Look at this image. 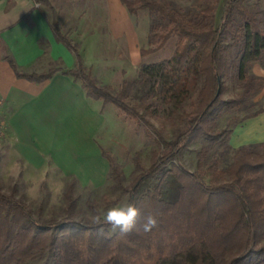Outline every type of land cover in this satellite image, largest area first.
Listing matches in <instances>:
<instances>
[{
  "label": "trees",
  "instance_id": "trees-1",
  "mask_svg": "<svg viewBox=\"0 0 264 264\" xmlns=\"http://www.w3.org/2000/svg\"><path fill=\"white\" fill-rule=\"evenodd\" d=\"M33 1L51 8L53 35L74 54L75 66L20 73L9 59L16 76L41 81L61 71L81 80L88 96L142 120L139 111L125 102L124 90L112 94L96 83L78 49L61 32L49 0ZM245 1L226 0L222 22L215 26L213 19L205 21L204 9L197 19L184 16L173 3L121 0L130 13L147 9L155 25L162 24V42L170 34L177 37L169 59L141 67V84H149L148 92L157 84L177 105V90L185 92L189 81L200 83L192 110L180 115L183 126L169 140L157 135L161 150L145 170L136 164L141 171L130 188L114 171L128 204L139 210L137 229L149 214L158 225L148 233L133 230L121 235L108 225L76 221L70 214L58 219L34 217L21 200L0 192V264H29L46 254L52 264H264V142L232 148V128L217 129L225 112L242 105L261 86L257 88L260 78L249 75L247 67L264 55V30L244 8ZM148 53L141 50L142 55ZM232 73L243 89L238 97L225 99V79ZM262 111L264 107L243 119ZM201 139L205 144L197 152L195 171L172 163ZM216 150H220L217 157L208 160ZM65 196L71 211L76 201L70 187Z\"/></svg>",
  "mask_w": 264,
  "mask_h": 264
},
{
  "label": "rangeland",
  "instance_id": "rangeland-1",
  "mask_svg": "<svg viewBox=\"0 0 264 264\" xmlns=\"http://www.w3.org/2000/svg\"><path fill=\"white\" fill-rule=\"evenodd\" d=\"M105 1L90 9L84 2L71 3V15L61 20L67 33L61 32L78 49L96 83L112 94L124 90L125 102L135 107L143 119L88 96L81 80L59 73L48 88L43 80L25 88L32 95L19 99V104H6L0 98V192L21 200L34 217L58 219L70 214L76 221L91 222L98 211L128 204L114 171L121 175L122 185L130 188L141 171L136 164L145 170L154 153L161 150L157 135L171 139L184 124L180 115L191 111L196 101L200 83L189 81L185 92L177 90V105L164 88L155 84L150 93L149 84H141V67L169 59L176 47V35L170 34L162 42L164 27L155 25L147 9L130 13L121 0L117 6L113 0H109L112 4ZM158 1L173 3L184 16L197 19L202 18L204 9L208 17L205 21L213 19L215 26L222 22L226 2ZM243 5L264 30V0H246ZM237 18L243 20L241 15ZM64 49V63L58 58L41 68L39 60L29 59L23 49L14 54L23 72L44 73L49 68L75 66L74 54ZM141 50L149 53L142 55ZM247 73L260 78L255 82L257 88L261 84L260 88L252 91L242 105L225 112L217 121V129L233 128L248 119H243L245 115L264 107V55L248 65ZM225 84V99L236 98L242 92V83L234 73ZM236 119L241 121L235 123ZM204 144L203 139L191 144L172 163L195 171L197 152ZM219 151L212 152L208 160L217 157ZM68 187L76 201L71 211L65 196ZM29 264H52L51 256L46 254Z\"/></svg>",
  "mask_w": 264,
  "mask_h": 264
},
{
  "label": "crops",
  "instance_id": "crops-1",
  "mask_svg": "<svg viewBox=\"0 0 264 264\" xmlns=\"http://www.w3.org/2000/svg\"><path fill=\"white\" fill-rule=\"evenodd\" d=\"M104 1L49 0V3L55 10V20L60 30L63 33H67L61 20L71 15V3L73 6L74 3L84 2L90 9L98 8ZM113 3V5L117 6L118 0H113ZM97 4L99 5L98 7H93V5L97 6ZM61 11H64V13L61 14ZM52 20L51 8L44 4L33 0H24V3L18 0H0V98L6 104H19V99L30 98L32 94L26 93L24 89L40 82L16 76L9 59L13 61L15 68L20 73L29 72H23L18 68L14 54L15 50L23 49L24 53H28L29 56L27 57L29 59L35 58L37 61L39 60L40 68L46 64H53L58 58H61L64 63V57L66 56L64 48L66 47L55 39L51 30ZM29 46H31V50ZM11 48H14V51ZM67 50L70 51L69 49ZM40 68L38 71L41 70ZM64 69L69 68L65 67ZM58 73L68 75L63 74L61 71L56 72L50 78L43 80L46 88L50 86V80H53ZM259 142H264V111L234 126L229 135V144L232 148Z\"/></svg>",
  "mask_w": 264,
  "mask_h": 264
},
{
  "label": "clouds",
  "instance_id": "clouds-1",
  "mask_svg": "<svg viewBox=\"0 0 264 264\" xmlns=\"http://www.w3.org/2000/svg\"><path fill=\"white\" fill-rule=\"evenodd\" d=\"M139 215V210L133 204L129 203L123 206L108 208L103 212L98 211L94 215L92 223L97 226L108 225L113 232L118 231L121 235H126L133 230H142L148 233L157 227L158 221L156 217L149 214L144 217L143 223L137 229Z\"/></svg>",
  "mask_w": 264,
  "mask_h": 264
}]
</instances>
